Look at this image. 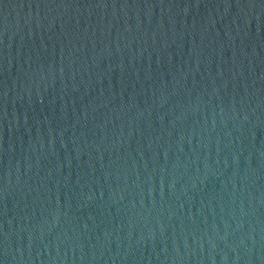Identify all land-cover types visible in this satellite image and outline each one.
<instances>
[{
    "label": "water",
    "instance_id": "95a60500",
    "mask_svg": "<svg viewBox=\"0 0 264 264\" xmlns=\"http://www.w3.org/2000/svg\"><path fill=\"white\" fill-rule=\"evenodd\" d=\"M0 264H264V0H0Z\"/></svg>",
    "mask_w": 264,
    "mask_h": 264
}]
</instances>
